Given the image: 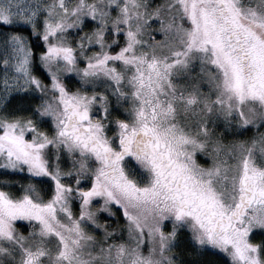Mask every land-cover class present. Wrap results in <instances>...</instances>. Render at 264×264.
I'll use <instances>...</instances> for the list:
<instances>
[{
  "label": "snow or ice",
  "instance_id": "6c2138e0",
  "mask_svg": "<svg viewBox=\"0 0 264 264\" xmlns=\"http://www.w3.org/2000/svg\"><path fill=\"white\" fill-rule=\"evenodd\" d=\"M0 264H264V0H0Z\"/></svg>",
  "mask_w": 264,
  "mask_h": 264
}]
</instances>
